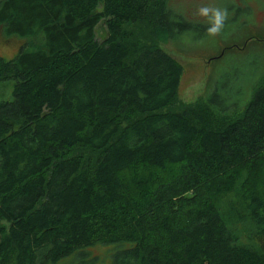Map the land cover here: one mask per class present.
I'll return each instance as SVG.
<instances>
[{"label": "trees", "instance_id": "16d2710c", "mask_svg": "<svg viewBox=\"0 0 264 264\" xmlns=\"http://www.w3.org/2000/svg\"><path fill=\"white\" fill-rule=\"evenodd\" d=\"M183 22L167 0H0L21 41L0 56V264H264V80L179 102L158 42Z\"/></svg>", "mask_w": 264, "mask_h": 264}, {"label": "rangeland", "instance_id": "374dc122", "mask_svg": "<svg viewBox=\"0 0 264 264\" xmlns=\"http://www.w3.org/2000/svg\"><path fill=\"white\" fill-rule=\"evenodd\" d=\"M167 5L184 21L178 32L158 42L181 67L177 100L189 103L212 91L220 106L242 105L264 80V0H167ZM202 5L228 9L218 36L207 34L209 21L197 14ZM94 34L97 41L104 38L102 21ZM20 44L0 36V56L11 57ZM106 248L95 245L89 249L100 258L99 264L108 260Z\"/></svg>", "mask_w": 264, "mask_h": 264}, {"label": "clouds", "instance_id": "9594fccd", "mask_svg": "<svg viewBox=\"0 0 264 264\" xmlns=\"http://www.w3.org/2000/svg\"><path fill=\"white\" fill-rule=\"evenodd\" d=\"M197 14L207 18L209 26L206 31L209 36H218L225 27L228 19V9L211 5H202L198 8Z\"/></svg>", "mask_w": 264, "mask_h": 264}]
</instances>
